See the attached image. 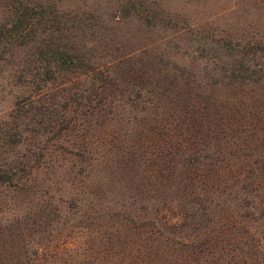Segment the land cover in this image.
<instances>
[{
	"label": "rangeland",
	"instance_id": "obj_1",
	"mask_svg": "<svg viewBox=\"0 0 264 264\" xmlns=\"http://www.w3.org/2000/svg\"><path fill=\"white\" fill-rule=\"evenodd\" d=\"M0 264H264V0H0Z\"/></svg>",
	"mask_w": 264,
	"mask_h": 264
}]
</instances>
